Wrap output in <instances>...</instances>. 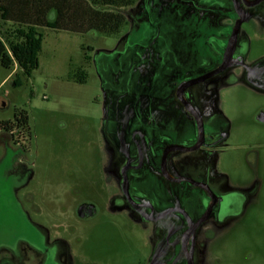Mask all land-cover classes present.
<instances>
[{
  "label": "rangeland",
  "instance_id": "1",
  "mask_svg": "<svg viewBox=\"0 0 264 264\" xmlns=\"http://www.w3.org/2000/svg\"><path fill=\"white\" fill-rule=\"evenodd\" d=\"M130 1L106 8L125 18L115 34L37 28V65L29 67V75L0 65V121L14 123L21 111L28 117L25 129L0 130V264H89L92 255L103 263L114 249L124 250L129 263L127 251L144 255L156 244L170 261L184 264L179 248L164 250V225L179 223L177 213L167 212L154 223L157 237L150 223L122 226L124 241L106 210L83 223L75 206L90 199L107 208L101 195L121 184L124 150L133 144L139 121L157 124L163 138L158 152L194 139L195 126L176 90L218 67L216 46L208 38L231 26L223 18L231 16L232 7L230 0ZM247 12L252 19L241 31L263 32L264 1ZM54 16L50 12L48 20ZM244 53L264 58L263 39ZM258 68L249 64L250 72L232 65L183 93L207 130L216 125L231 130L240 122L254 137L264 134V124L253 120L264 107ZM231 152L219 161L176 152L168 162L175 177L206 181L217 194L251 189L243 215L219 225L214 210L198 229L194 264H264V165L259 174L251 173L239 159L243 152ZM152 166L146 173L159 212L178 208L193 219L201 217L208 202L204 192L186 182H168Z\"/></svg>",
  "mask_w": 264,
  "mask_h": 264
},
{
  "label": "flooded vegetation",
  "instance_id": "2",
  "mask_svg": "<svg viewBox=\"0 0 264 264\" xmlns=\"http://www.w3.org/2000/svg\"><path fill=\"white\" fill-rule=\"evenodd\" d=\"M235 1L238 9L236 10L233 0H230L232 10L229 13H231V16H224L223 18L228 20L231 26L223 27L215 36H210L208 38V43H212L216 46L215 54L220 60V64L216 69L223 65L227 48L231 42L228 63L224 69L236 65L242 67L245 71L252 72L251 69H248V65L252 64L253 66H258V69L262 70L261 73L255 74L258 76L259 82H264V58L250 59L244 55V51L248 50L252 44H255L260 38L264 41V30L262 32L259 28H252L248 32L241 31L242 25L252 19L247 9L258 5L264 0L254 6H249V4L259 0ZM240 21V25L237 26V23ZM182 98L188 102L183 94ZM184 110L186 116L195 126L196 135L189 144L184 146L174 144L171 146H181L185 150L170 151V146H164L158 152L157 144L159 141H162L163 138L158 136L157 124L153 121H139L136 124L135 131L131 133L133 144L129 145L130 148L128 147L124 150L125 161L119 169L121 184L117 187H110L107 192L104 194L103 192L101 193L103 195L100 194L105 201H102V206L107 208H101L100 202L98 201L95 202L90 199L84 200L78 202L75 206V215L83 223H89L101 214L102 209L106 210L108 212V222L110 225L116 227L119 234H121L124 241H126V236L122 234V226L127 225L131 229L134 226V228H136L138 223H140V226L145 228L143 225H148L147 223H150L153 227L155 226L154 223L164 220L167 212H175L178 214L180 221L177 224L166 222L164 225V250L170 247H177L184 259V264H194L193 247L197 240L198 229L205 223L214 210H216V220L219 225H225L228 221H232L243 215L245 209L250 205L251 189L248 186L243 190L240 188H229L228 190L224 189L225 191L223 193L217 194L206 181L197 180L190 176L175 177L172 175L168 170L169 159L176 152H197L203 157L219 161L221 158L232 155L233 153L231 151L238 152L239 150L243 152L239 155V159L243 160L247 170L251 173L259 174L261 170L263 171L264 165V134L254 137L250 127L246 128L244 125H241L240 122L236 123V128L231 130H229L230 128L225 129L219 125H216L213 129L210 128L207 130L202 117L195 109L196 115H192L185 108ZM253 120L257 125L264 124V107L258 109ZM238 130L239 132L237 134ZM126 132H128V129ZM152 163H154V166H152L150 170L162 179L172 183L186 182L204 192L208 198V202L205 205V211L201 214V217L199 216L193 219L184 212V210L178 208H169L164 212H159L157 203L153 201L150 177L148 173H146L149 170L148 167L151 166ZM217 173H222L219 168L217 169ZM185 178L189 180L177 181L178 179ZM207 212L208 217L204 222L195 227L196 223L204 217ZM116 220H118L117 223ZM126 220H129L128 224L125 222ZM155 229L156 232L153 233V235L157 237L159 236V231L156 226ZM192 229L193 231H191ZM207 236L210 237L211 232H207ZM122 245L123 244H120V247H122ZM127 253L130 255L129 263L126 262L127 254L124 250L114 249L104 256L105 261L103 263H101L99 259H95L92 255L89 264H175L170 261L168 257L164 256L163 252L158 250L157 244L151 246L149 253L144 255H140L135 250H129Z\"/></svg>",
  "mask_w": 264,
  "mask_h": 264
},
{
  "label": "trees",
  "instance_id": "3",
  "mask_svg": "<svg viewBox=\"0 0 264 264\" xmlns=\"http://www.w3.org/2000/svg\"><path fill=\"white\" fill-rule=\"evenodd\" d=\"M130 0H0V65L7 70L14 66L29 75V67L36 66L37 28L75 34H115L125 23L124 16L106 8L128 6ZM54 12V20L48 15ZM12 29H5L8 25ZM80 83L85 81L81 73ZM28 117L23 111L14 115V123L0 121V130L11 132L27 127Z\"/></svg>",
  "mask_w": 264,
  "mask_h": 264
},
{
  "label": "water",
  "instance_id": "4",
  "mask_svg": "<svg viewBox=\"0 0 264 264\" xmlns=\"http://www.w3.org/2000/svg\"><path fill=\"white\" fill-rule=\"evenodd\" d=\"M260 1H262V0H259V1L253 2V3H250L249 6H254L255 4L259 3ZM233 3H234V6H235V8H236V10H237V9H238V6H237L236 1L233 0ZM240 23H241V21L237 23V26H239ZM237 26H236V29H237ZM236 29H235V31H236ZM230 51H231V42H230L229 47L227 48L226 55H225V58H224V63H223V65H222L221 67H219V68L216 69L215 71L210 72V73H208V74H206V75H204V76H202V77H199V78H197V79H195V80H192V81H188V82H186V83H183L182 85H180V86L177 88L176 96H177L178 100L182 103V105L184 106V108H185L188 112H190L192 115H196L197 113L194 111V109L191 107V105H190L188 102H186V101L182 98V94H183V92H184L188 87H190V86H192V85H195V84H198V83H200V82H202V81H204V80L210 78L211 76L217 74V73L220 72L221 70H223V69L226 67L227 63H228V58H229V55H230ZM198 122H199V120H198ZM169 150L171 151V150H185V149H184L183 147H181V146H170V147H169ZM183 180H189V179H186V178H185V179H178L177 181H183ZM198 186H201V185H198ZM207 217H208V212L204 215V217H202V218L196 223L195 227L198 226V225H200L202 222H204V220H205ZM193 229H194V228H193ZM193 229H192L191 231H193Z\"/></svg>",
  "mask_w": 264,
  "mask_h": 264
}]
</instances>
